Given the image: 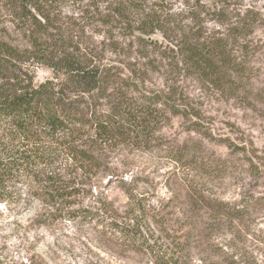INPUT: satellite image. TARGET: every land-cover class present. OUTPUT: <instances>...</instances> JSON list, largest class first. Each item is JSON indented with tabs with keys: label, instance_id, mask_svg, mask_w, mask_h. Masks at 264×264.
<instances>
[{
	"label": "rangeland",
	"instance_id": "374dc122",
	"mask_svg": "<svg viewBox=\"0 0 264 264\" xmlns=\"http://www.w3.org/2000/svg\"><path fill=\"white\" fill-rule=\"evenodd\" d=\"M165 1L178 10L185 0ZM231 3L258 19L240 39L250 50L242 80L224 92L180 76L177 91L200 117L165 116L156 120L153 138L109 147L103 164L112 172L76 177L57 151L43 166L59 174L55 188L34 184L31 174L7 178L9 200L0 202V264H151L162 252L187 264L212 263L223 253L241 264H264V0ZM76 5L60 0L57 7L71 16ZM150 38L165 46L160 33ZM135 49L122 58L142 69L139 63L146 60ZM148 50L159 64L158 54ZM27 72L36 84L52 77L42 64L30 63ZM148 77L151 93L163 77L155 68ZM194 123L210 136L196 132ZM238 145L244 150L236 152ZM201 195L236 206V217L203 209L196 202ZM116 225L139 232L127 242Z\"/></svg>",
	"mask_w": 264,
	"mask_h": 264
},
{
	"label": "trees",
	"instance_id": "16d2710c",
	"mask_svg": "<svg viewBox=\"0 0 264 264\" xmlns=\"http://www.w3.org/2000/svg\"><path fill=\"white\" fill-rule=\"evenodd\" d=\"M59 1L0 0V17L9 18L0 21V202L9 200L7 180L19 173L55 188L59 174L43 166L57 151L69 159L76 177L94 178L113 171L103 164L109 147L153 138L156 120L199 118L200 111L190 112L177 91L180 76L225 92L247 72L250 50L240 39L258 19L231 0H185L178 10L165 0H71L78 10L71 16L58 10ZM155 33L165 46L150 38ZM133 45L146 60L139 63L142 69L122 58ZM30 63L44 65L52 77L34 83ZM154 68L163 82L149 93L145 84ZM193 129L210 136L197 123ZM242 150L236 146V152ZM197 198L217 217H236V206ZM116 227L127 242L139 232ZM179 258L162 252L151 264H187ZM218 258L207 264H241L227 253Z\"/></svg>",
	"mask_w": 264,
	"mask_h": 264
}]
</instances>
